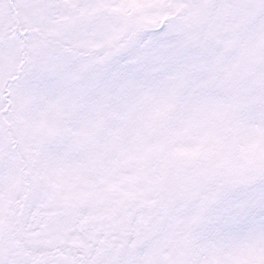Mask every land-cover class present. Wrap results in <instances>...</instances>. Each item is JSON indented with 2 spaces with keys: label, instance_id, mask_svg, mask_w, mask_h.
<instances>
[{
  "label": "snow or ice",
  "instance_id": "1",
  "mask_svg": "<svg viewBox=\"0 0 264 264\" xmlns=\"http://www.w3.org/2000/svg\"><path fill=\"white\" fill-rule=\"evenodd\" d=\"M0 264H264V0H0Z\"/></svg>",
  "mask_w": 264,
  "mask_h": 264
}]
</instances>
